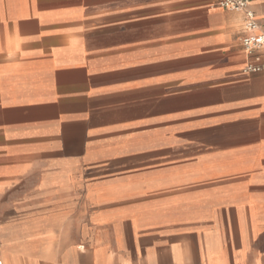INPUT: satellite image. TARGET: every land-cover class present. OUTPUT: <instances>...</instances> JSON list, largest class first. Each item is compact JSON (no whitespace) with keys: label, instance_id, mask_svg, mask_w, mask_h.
Returning a JSON list of instances; mask_svg holds the SVG:
<instances>
[{"label":"crops","instance_id":"0c3cea01","mask_svg":"<svg viewBox=\"0 0 264 264\" xmlns=\"http://www.w3.org/2000/svg\"><path fill=\"white\" fill-rule=\"evenodd\" d=\"M244 22L214 0H0V264H264Z\"/></svg>","mask_w":264,"mask_h":264},{"label":"built area","instance_id":"2783aa9c","mask_svg":"<svg viewBox=\"0 0 264 264\" xmlns=\"http://www.w3.org/2000/svg\"><path fill=\"white\" fill-rule=\"evenodd\" d=\"M214 6L244 13V30L247 36L243 39V44L249 54L252 55L255 51L264 48V19H259L251 10V0H214ZM260 59L259 55H255L256 63H259ZM263 70L264 66L259 64H250L247 68L249 73H258Z\"/></svg>","mask_w":264,"mask_h":264},{"label":"rangeland","instance_id":"374dc122","mask_svg":"<svg viewBox=\"0 0 264 264\" xmlns=\"http://www.w3.org/2000/svg\"><path fill=\"white\" fill-rule=\"evenodd\" d=\"M244 45V44H243ZM244 49H245V47H244ZM246 50V49H245ZM2 260L0 259V262H1ZM1 264H3V263H1ZM28 264V263H27Z\"/></svg>","mask_w":264,"mask_h":264}]
</instances>
